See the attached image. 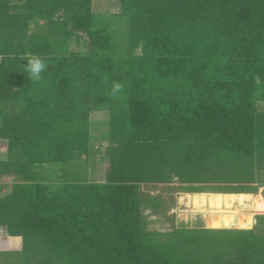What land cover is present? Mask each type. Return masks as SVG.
<instances>
[{
    "label": "trees",
    "instance_id": "obj_1",
    "mask_svg": "<svg viewBox=\"0 0 264 264\" xmlns=\"http://www.w3.org/2000/svg\"><path fill=\"white\" fill-rule=\"evenodd\" d=\"M113 1L127 22L119 60L91 0H0V139L11 154L0 157V264H264V214L250 228L144 230L139 194L172 181L256 193L264 182L254 106L264 0ZM31 55L46 64L39 80L25 68ZM98 110L103 181L50 187L37 168L86 158Z\"/></svg>",
    "mask_w": 264,
    "mask_h": 264
},
{
    "label": "rangeland",
    "instance_id": "obj_2",
    "mask_svg": "<svg viewBox=\"0 0 264 264\" xmlns=\"http://www.w3.org/2000/svg\"><path fill=\"white\" fill-rule=\"evenodd\" d=\"M91 5L96 16L106 17V20L109 19V23L101 22V24L110 31L113 43L111 55L119 60L124 56L123 53L127 43L125 17L117 15L120 8L113 0H91ZM135 52L139 53V50L136 49ZM254 106L257 110H264V102L261 100L255 101ZM106 137V111H95L91 115L90 146L87 157L84 158V154L80 152L81 154L78 157L66 163H46L37 168L38 177L42 178L50 187H55L59 183L58 181L102 182L107 162ZM8 155L11 154L6 153L5 141L0 139V157L5 158ZM259 175L264 181V172L261 171ZM208 193L221 192H184L177 188V182L175 181L141 184L139 194L142 199L140 214L143 229L165 231L180 225L206 227L204 217L213 213L205 209ZM251 195L252 211L250 213H252L254 224V216L264 214V182L260 183L257 192L251 193ZM150 197L155 198V207L152 206L153 201ZM253 209L257 210L253 211ZM5 262L4 264H12Z\"/></svg>",
    "mask_w": 264,
    "mask_h": 264
},
{
    "label": "bare ground",
    "instance_id": "obj_3",
    "mask_svg": "<svg viewBox=\"0 0 264 264\" xmlns=\"http://www.w3.org/2000/svg\"><path fill=\"white\" fill-rule=\"evenodd\" d=\"M206 203L205 209L213 212L203 215L206 227L250 228L253 224L251 193H208Z\"/></svg>",
    "mask_w": 264,
    "mask_h": 264
},
{
    "label": "clouds",
    "instance_id": "obj_4",
    "mask_svg": "<svg viewBox=\"0 0 264 264\" xmlns=\"http://www.w3.org/2000/svg\"><path fill=\"white\" fill-rule=\"evenodd\" d=\"M25 68L30 78H32L33 80H39L41 78L42 72L46 68V64L44 60L39 56L31 55L27 58ZM119 87V84L115 85L116 89H119Z\"/></svg>",
    "mask_w": 264,
    "mask_h": 264
},
{
    "label": "crops",
    "instance_id": "obj_5",
    "mask_svg": "<svg viewBox=\"0 0 264 264\" xmlns=\"http://www.w3.org/2000/svg\"><path fill=\"white\" fill-rule=\"evenodd\" d=\"M14 1H17V0H14ZM18 1H21V0H18ZM38 23V25L42 24V20H37L36 21ZM34 23H31L30 26H33ZM6 236V232H5V229L4 227L0 226V237H5Z\"/></svg>",
    "mask_w": 264,
    "mask_h": 264
}]
</instances>
